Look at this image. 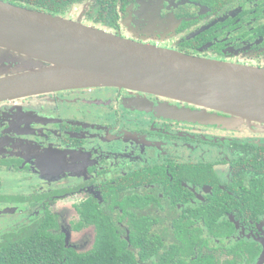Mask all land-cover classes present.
Here are the masks:
<instances>
[{"label": "flooded vegetation", "instance_id": "obj_1", "mask_svg": "<svg viewBox=\"0 0 264 264\" xmlns=\"http://www.w3.org/2000/svg\"><path fill=\"white\" fill-rule=\"evenodd\" d=\"M4 1L264 68V0ZM58 101L72 107L58 112ZM165 105L202 109L118 87L0 101V252L43 221L65 247L111 245L130 264H264V123L203 122Z\"/></svg>", "mask_w": 264, "mask_h": 264}, {"label": "water", "instance_id": "obj_2", "mask_svg": "<svg viewBox=\"0 0 264 264\" xmlns=\"http://www.w3.org/2000/svg\"><path fill=\"white\" fill-rule=\"evenodd\" d=\"M0 51V101L71 88L118 87L202 107L165 105L178 117L226 125L264 123L261 67L198 58L4 0Z\"/></svg>", "mask_w": 264, "mask_h": 264}, {"label": "trees", "instance_id": "obj_3", "mask_svg": "<svg viewBox=\"0 0 264 264\" xmlns=\"http://www.w3.org/2000/svg\"><path fill=\"white\" fill-rule=\"evenodd\" d=\"M50 223L42 221L41 227L35 229L36 235L21 238L7 251H1L0 264H130L135 259L111 245H101L86 252L65 247L62 237L46 230L52 225Z\"/></svg>", "mask_w": 264, "mask_h": 264}, {"label": "rangeland", "instance_id": "obj_4", "mask_svg": "<svg viewBox=\"0 0 264 264\" xmlns=\"http://www.w3.org/2000/svg\"><path fill=\"white\" fill-rule=\"evenodd\" d=\"M5 57H9L10 55L9 54H5L4 55ZM10 63V62H9ZM2 65V63L0 62V66ZM10 65H14L13 63H10ZM55 103V100L52 99V101L49 103V106H46L44 107L45 109H47V111H49L50 109H56L57 107H54V104ZM69 105H65L61 102L58 101V112H61V113H65L64 111L66 110H70L68 109L69 106L72 107V104L71 103H68Z\"/></svg>", "mask_w": 264, "mask_h": 264}]
</instances>
